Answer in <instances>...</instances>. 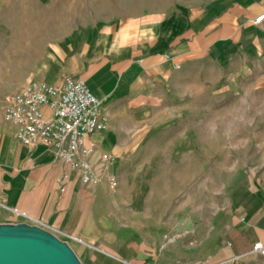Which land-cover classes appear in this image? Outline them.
Masks as SVG:
<instances>
[{
  "label": "rangeland",
  "instance_id": "rangeland-1",
  "mask_svg": "<svg viewBox=\"0 0 264 264\" xmlns=\"http://www.w3.org/2000/svg\"><path fill=\"white\" fill-rule=\"evenodd\" d=\"M199 1L0 0V122L17 88L69 74L108 115L111 147L100 151L116 157L118 185L102 170L95 241L66 240L83 264L204 261L234 194L264 193V31L235 56L194 55L163 74L140 67L121 85L123 55L141 43L134 29L162 20L174 31Z\"/></svg>",
  "mask_w": 264,
  "mask_h": 264
},
{
  "label": "crops",
  "instance_id": "crops-1",
  "mask_svg": "<svg viewBox=\"0 0 264 264\" xmlns=\"http://www.w3.org/2000/svg\"><path fill=\"white\" fill-rule=\"evenodd\" d=\"M199 2L200 5L189 9L185 24L174 31L170 23L162 20H154L147 26L140 23L134 29L141 43L135 42L136 47L123 55V59H130L123 69V87L138 79L141 73L137 68L141 67L144 74H163L167 66L180 64L191 56L232 57L242 51L250 38L259 41L264 31V17L260 21L256 18L264 14V0ZM167 37H173V41H166ZM175 41L179 42L180 51L168 56L167 52L177 49ZM162 54L170 60L165 61ZM105 130L91 137L98 144L91 160L100 173L104 172L98 154L102 148L111 147V134ZM99 184L84 182L80 169L72 168L44 144L21 143L15 126L4 118L0 122V223H33L31 218L14 210L17 208L65 240L83 238L93 242L100 219L92 213L91 200ZM247 192L234 194L228 223L213 237L205 264H264V254L254 248L257 241L264 245V193L257 189ZM97 259L98 264H112L108 259Z\"/></svg>",
  "mask_w": 264,
  "mask_h": 264
},
{
  "label": "built area",
  "instance_id": "built-area-1",
  "mask_svg": "<svg viewBox=\"0 0 264 264\" xmlns=\"http://www.w3.org/2000/svg\"><path fill=\"white\" fill-rule=\"evenodd\" d=\"M263 17L261 14L256 20ZM4 118L15 126L16 137L21 143L44 144L72 168L80 169L84 182H101L103 175L91 160L97 151V143L91 137L105 130L109 119L100 98L84 78L66 75L60 82L41 79L22 85L10 95L4 107ZM115 160L108 151L98 154V162L107 171L111 187L118 185V178L112 171ZM14 210L41 225L40 220L26 212ZM254 248L264 254L261 241H257ZM187 264L205 262L197 259Z\"/></svg>",
  "mask_w": 264,
  "mask_h": 264
},
{
  "label": "water",
  "instance_id": "water-1",
  "mask_svg": "<svg viewBox=\"0 0 264 264\" xmlns=\"http://www.w3.org/2000/svg\"><path fill=\"white\" fill-rule=\"evenodd\" d=\"M0 264H83L50 229L28 221L0 223Z\"/></svg>",
  "mask_w": 264,
  "mask_h": 264
},
{
  "label": "bare ground",
  "instance_id": "bare-ground-1",
  "mask_svg": "<svg viewBox=\"0 0 264 264\" xmlns=\"http://www.w3.org/2000/svg\"><path fill=\"white\" fill-rule=\"evenodd\" d=\"M90 78V77H89ZM94 80V79H93ZM88 83V82H87ZM99 86V85H98ZM101 87V86H100Z\"/></svg>",
  "mask_w": 264,
  "mask_h": 264
}]
</instances>
